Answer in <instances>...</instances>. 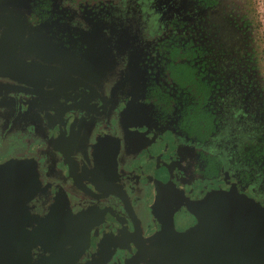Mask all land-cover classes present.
Listing matches in <instances>:
<instances>
[{"label":"flooded vegetation","instance_id":"af4514ba","mask_svg":"<svg viewBox=\"0 0 264 264\" xmlns=\"http://www.w3.org/2000/svg\"><path fill=\"white\" fill-rule=\"evenodd\" d=\"M127 2L35 0L25 32L0 23V42L18 43L15 56L37 66L24 78L0 75V264H200L181 243L221 213L240 218L250 255L264 260V156L242 146L264 132V95L253 83L254 107L235 114L244 129L227 140L236 153H215L210 138L233 111L229 75L217 65L202 77L201 57L190 60L206 49L207 66L229 60L251 86L253 70L231 48L237 33L176 42L170 25L184 19L171 20L166 38L161 20L135 17Z\"/></svg>","mask_w":264,"mask_h":264},{"label":"rangeland","instance_id":"374dc122","mask_svg":"<svg viewBox=\"0 0 264 264\" xmlns=\"http://www.w3.org/2000/svg\"><path fill=\"white\" fill-rule=\"evenodd\" d=\"M34 1L35 0H11L8 3V7L16 8L28 17L31 11V5ZM118 1L120 0H113V4L115 5ZM126 5H128L132 15L135 17H140L145 20L149 19L150 23H155L156 25L161 20V25L167 29L165 37L170 38V33L172 32V35L175 33L177 40H174V38L173 40L176 42L185 36L191 37L188 44L196 42L199 45L208 42V37L210 36L214 37L215 44H217V42L221 44L222 40L229 39V36H232V38L228 41L232 42L235 38L233 37V33H237L236 36H238V38L232 42L231 48L236 51L235 54L238 59H243L237 60V63L243 62L253 70L251 73L252 77L249 78L252 81L251 86L247 83H239V78L233 77L230 69L232 68L231 66H233V62L229 60H222L215 55L214 60L211 61L213 68H211L212 65L207 66L208 63L204 61V59L202 60L203 55L206 57L205 54L208 53L205 48V51H203L202 48L194 52L190 58L191 62L194 61L195 63V61L201 57L198 66L195 68V73L197 71L202 77L207 72H210L206 71V68L214 71L212 75L216 76L215 68H217V65L219 66V75L224 77L229 75V78L226 79L229 99L226 105H229V107H226L225 110L229 112L230 106H232L233 111L227 116V119L222 122L224 130L222 131L221 128V130H219L220 132L215 131L214 134H212L210 139L215 142V146L211 147L210 150L215 153L218 152L220 155L223 153L224 157L236 153L233 152V144L227 142L229 138L234 137L241 129H244V125L240 122V124L236 123L235 114L238 113L236 110L240 104L250 105L251 108L254 107L252 102H248L247 100L251 92L255 94L253 83L256 85L257 93L264 95V0H128ZM194 13L195 16H193ZM179 17L184 20H180ZM171 20H180L176 22L177 25L174 30L172 29V24L170 25ZM169 25L171 32L169 30ZM235 27L236 29H240V31L230 30L235 29ZM163 39L165 38L163 37ZM208 44L214 45L212 42H208ZM74 66L81 69L86 68L78 65ZM74 66L71 64L72 68H74ZM233 67L237 66L234 65ZM191 87L194 86H187L189 90ZM186 91H188V89ZM206 95L209 96L208 93ZM232 119H235V121H232ZM217 121L218 120H216L215 123ZM259 121L262 127L264 125V117L259 118ZM220 125L222 124L219 123L218 126ZM218 126L215 125L214 130H217ZM212 127L213 123L210 128ZM249 128L250 127L247 126L245 129L249 131ZM251 128L254 129V126L252 125ZM251 128L250 130L253 133ZM145 134V131H137V136L139 137H143ZM255 135L256 139H258V143L249 145L248 137L246 138V143H242V146L245 148L244 154L255 156V158L262 157L264 156V132H259ZM136 139L140 141L138 137ZM222 143H224V147L221 146ZM214 144L210 143V146ZM173 159H175L174 152ZM224 159L228 160V158ZM174 173L175 167L171 169L170 174L172 177ZM188 203L190 204V209L193 210L205 207L208 202L207 197H205L199 200H189ZM253 203L255 205L254 207L258 208L259 203L254 201ZM246 204L250 206V209L256 211L254 213L258 217L263 215V213L255 210L250 202H246ZM222 216V213L219 214L220 218H222ZM211 225L210 231L218 241L227 242L232 246L238 244L240 250L245 246L244 242H242L245 226L240 223V218L237 217V215L236 217L233 215L230 222L222 218V220H214Z\"/></svg>","mask_w":264,"mask_h":264},{"label":"water","instance_id":"95a60500","mask_svg":"<svg viewBox=\"0 0 264 264\" xmlns=\"http://www.w3.org/2000/svg\"><path fill=\"white\" fill-rule=\"evenodd\" d=\"M10 1L0 0V23L2 25L17 23L25 32L27 26L24 25V21H26L27 17L16 8L8 7ZM17 46L18 43H16L14 48L10 46V41L5 43L0 42V75L24 78L28 75L27 71L33 68L34 70L36 69L37 66H34L33 62L27 61L28 57L15 56V53L18 51ZM48 71L46 69L44 74ZM214 220H218V218H205L201 224L196 225L195 231L184 237V241L181 243L179 249L180 252L193 256L200 264H256L259 261H262V264H264L261 255L260 257L258 255L259 258L250 255L249 247L252 243L247 238V226L244 228L245 233L243 234L242 241L245 246L240 250L238 244L232 246L227 242H220L216 239L210 231ZM258 235L259 233L254 235L255 238ZM195 263L197 264V262Z\"/></svg>","mask_w":264,"mask_h":264}]
</instances>
